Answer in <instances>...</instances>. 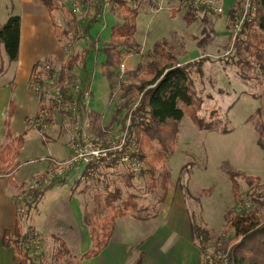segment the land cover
I'll list each match as a JSON object with an SVG mask.
<instances>
[{
	"label": "rangeland",
	"instance_id": "1",
	"mask_svg": "<svg viewBox=\"0 0 264 264\" xmlns=\"http://www.w3.org/2000/svg\"><path fill=\"white\" fill-rule=\"evenodd\" d=\"M95 1L97 0H87V3L82 5L78 0H54L58 7L55 11L57 24L67 30L74 25V21L75 23L79 21L81 28L69 32V37L75 35L77 39L70 49L68 46V50L64 51L62 44L58 42L62 49L58 55L49 58L44 55L38 61L50 59L52 65L59 69L71 56L83 52L87 40L82 37V31L89 21L96 17ZM211 1L212 7L210 9L205 7L204 11L193 7L200 5L196 2H193V6L188 9V0H140L136 34L129 41L130 48L123 49L120 62L111 65L110 69L113 71L110 78L101 71L100 67L105 57L104 48L110 42L111 28L120 25L122 19L118 11L109 6L107 0L102 1L103 14L90 29L92 37L96 40L95 50L87 57L84 69L75 64L70 80L72 86L68 94L64 95L66 98L69 96L75 99L77 92L74 87L78 92L89 89V99L83 101L84 106L90 105L93 110L100 111L106 103H109L113 118L107 121V124L102 122L101 125L98 122L101 125L99 129L89 130L90 120L83 119L80 123L81 120L75 118V122L72 123L67 115L62 117L56 112V116L59 114L62 117L61 120L59 119L62 131L56 129L55 122L40 123L42 135H45V138L66 135L67 145L77 140L79 134L86 135L98 144H105L126 130L128 135L123 133L126 139H132L134 135L129 133L140 132L141 127L138 114H134L140 95L136 87L151 78L148 74L151 63L154 61L161 63L166 60L157 54L159 51L168 53L178 64L189 61L193 63L191 77L195 97L200 104L198 114L206 122V126L195 124L191 117L185 114L178 125L175 151L165 161V167L161 166L160 162H156L159 167L158 173L155 172L152 177L148 174L138 175V172L130 177L127 168L118 163H112L108 167H98L96 175L88 180L86 186L84 179L77 178L80 175L79 170L67 173L70 174L67 177L69 182L76 183L67 187L73 196L77 197L84 215L88 212L87 215L91 216L90 212L96 209L100 216H104L95 197L101 194L99 199L102 202L104 194L115 188L120 189L121 199L131 194L141 204L153 203L158 199L160 190L157 189V192L152 193L147 183L155 176L157 178L154 179H159L164 171L170 174L169 198L172 193L173 203L178 202L181 205L188 222L194 218L199 226L209 232L211 237L209 249L221 247L226 242L229 243L227 248L237 243L238 240L234 241L232 238L233 231L227 229L229 211L237 214L250 209L264 211L256 201L250 199L257 197L258 193L264 198V74L258 69L257 57L245 52L240 58L235 51L236 39H244V35L240 33L242 23L247 18L251 20L256 11L252 8L251 14H249L250 10L245 12L247 0H242L238 6L236 0ZM38 5L41 4L33 0L32 7ZM14 6L15 0H0V26L6 22L8 16L17 15L12 11ZM71 8L76 13L74 21L69 13ZM216 8H222V11L219 12ZM231 8L235 10L234 21L230 14L228 16V9ZM236 24L239 25V29H235ZM6 59L3 47L0 45L2 62L0 87L6 85L9 78V74L5 75L4 67L8 63ZM92 82L94 97L91 100ZM31 91L38 101L40 98L38 92L36 94ZM42 92L41 90L39 93ZM51 95L52 91L44 90L42 98L45 105L50 104ZM62 106L65 111L74 112L75 108L71 103L63 102ZM46 118L42 116L41 120ZM50 129L55 131L48 133ZM145 133L148 144L153 147L152 150L160 151L157 129L147 128ZM5 141L6 139L0 141V146ZM152 150L147 145L146 155L152 156ZM55 161L50 160V165ZM141 164L140 162V167L143 169L144 166ZM231 172L239 174L236 180L241 198L238 200L232 194L229 179ZM242 174L252 177L253 180L248 183ZM67 178L62 180L65 181ZM16 196L17 191L14 190L15 201ZM15 203L17 213H23L21 200ZM40 212L33 218L40 219ZM23 216L21 214V219H24ZM23 225H27L24 224V220ZM32 235L34 255L42 256L44 264H72L68 258L58 261L53 257L56 243L51 235L36 230ZM90 246L91 242L88 248ZM198 251V264H203V255L200 249ZM4 258L5 254H3ZM252 261L254 262V259Z\"/></svg>",
	"mask_w": 264,
	"mask_h": 264
},
{
	"label": "trees",
	"instance_id": "2",
	"mask_svg": "<svg viewBox=\"0 0 264 264\" xmlns=\"http://www.w3.org/2000/svg\"><path fill=\"white\" fill-rule=\"evenodd\" d=\"M34 1L47 8L57 41L62 44L64 51L68 50V46L70 49L77 39H75V35L74 37L73 35L69 37V32L72 33L74 30L81 28L80 22L77 21L75 23L74 21L76 16L74 9H69L74 25L65 30L56 22L55 11L58 7L54 3V0ZM78 1L79 4L82 5L87 3V0ZM102 1L103 0L95 1L94 10L96 17L92 18L82 31V37L87 40V45L84 47L81 54L79 53L71 56L59 69L52 65L50 59H44L34 63L29 76L28 86L31 90L36 92V94L37 91H35V86L38 83L42 84L44 81L55 75V84L61 83L63 80L71 83L70 80L72 79V72L74 71L75 64L80 65L82 69L86 67L87 57L91 51L95 50L96 43V40L90 33V29L94 23L98 21L100 15L103 14ZM139 1L140 0H107L109 6L114 10L116 9L119 17L122 19L120 25L111 28L110 42H108V46L104 48L105 57L100 68L103 73H106L108 78L112 76L113 70L110 69L112 68L111 65H116L120 62L123 49L128 50L130 48L129 41L136 34V20L139 16ZM238 1H240V3H238ZM241 1L242 0H236V6L241 4ZM193 2H195V0H188V9L193 6ZM193 7L197 8V10L200 9L205 11L206 9L205 6L201 4L197 7ZM252 8L255 9L256 13H254V17L252 16L253 18H251V20H248L247 18L242 23L240 33L244 35V39H236L235 51L240 58L244 56L245 52L248 55H254L257 57L256 62L258 63V69L264 74V0H251L248 8V10H250L249 14H251ZM234 11L233 8L228 9V16L230 14L233 21L235 20L233 15ZM19 42L20 16L15 14L10 15L6 22L0 26V45H2L3 52L9 63L17 60ZM157 54L163 56L166 60L161 63L156 61L151 63L149 65L150 71L148 72V74L151 75V78L136 87L140 95L138 97V105L136 109H134V114H138V117L141 120V127L139 126L140 132L129 133V135H134L132 136L137 144V156L141 159L144 165V168L138 171V175L143 176L148 174L151 177L155 172L158 173L159 167L156 165V162H160L161 166L165 167V161L175 151L176 140L178 137V125L185 114L189 115L195 124L206 126V122L198 114L200 104L195 97L193 79L191 77L193 63L189 61L178 64V62L173 61V57L168 53L164 54L163 51H159ZM1 65L2 62L0 60V72L2 70ZM46 66L49 68L46 69ZM46 88L49 89V87ZM47 89L43 88L42 94H44V90ZM129 90L131 91V88H129ZM68 92V89H66L64 94L66 93L65 95H67ZM42 94L38 91L40 98H38L37 101V113L31 119L26 120V130L36 128L41 132L40 121L44 124L47 122H53L56 112L62 117L67 115V117L73 121L72 123L75 122V118L81 120L80 123L82 122L83 112L85 110L83 98L81 97L82 91L77 92L75 99H72V97L69 96L66 98L64 94L63 99L60 101L50 98L49 105H45L43 102ZM63 102L71 103L73 108H75L74 112L71 110L65 111L62 106ZM12 108L13 107L10 108L9 114L12 113ZM40 112L44 117H47L45 120H41V117L39 116ZM147 128L157 129L158 141L161 145L160 151L152 150V145L148 144L149 141L147 140V134L145 133ZM7 129L9 139L0 146V179L6 176L10 185L18 190L16 197L20 198L21 203L23 202L22 209H24L22 211L23 213H17L13 229H5L3 231L1 242L3 246L13 249V258L18 264H44V258H42V256L34 255V236L32 233H34L35 230L32 226H22V222L27 219L30 210L43 192L51 187L54 182L61 181L70 174L67 175L66 173L63 177L47 180L46 169L42 174L37 175L43 183L41 186L31 190H28L23 186L18 187L12 180V172L16 167L15 159L23 145L24 133L12 137L9 128ZM147 145H149L152 150L153 155L150 157L146 155L145 148ZM100 166L108 167L109 165L101 163L97 164V171ZM127 173L130 177L135 174L131 171H128ZM98 174H100V171ZM237 175L239 174L233 172L229 175L232 194L236 200L241 198L238 181L236 180ZM169 177V172L164 171L159 179H154L157 178V176H155L152 181L147 183L151 188L152 193L157 192V189L160 190L158 199L151 204H141L138 199L131 194H128L121 199V191L118 188L106 192L103 196L102 202L99 199L101 194H97L95 200L105 215L100 216L96 209H93L90 212L91 216L87 215L88 212L84 215L85 223L88 226L91 246L83 253L74 255L62 238L51 235L56 243V251L53 253V257L58 261H63L64 258H68L71 260L72 264H82L83 260L96 257L108 245L117 218L125 215H130L137 220H146L155 217L158 213L160 203L163 202L167 194ZM243 177L247 179L248 183L253 180L252 177L247 175H243ZM89 179H85L84 182H87ZM253 188L255 191L259 192L256 187ZM251 198L256 201L261 208H264V198L261 193H258L257 197H250V199ZM19 208L21 209V207ZM18 212L20 211L18 210ZM21 214L24 215V219H21ZM228 214L229 219L227 229L233 231L232 238L234 241L238 240L237 243L227 248L229 243L226 242L223 243L221 247L209 249L211 242L209 232L199 226L193 218L190 222V235L193 245L200 249L202 255L207 251L213 254H225L226 261H220L217 264H264V211L260 212L258 209H250L243 211L240 214L229 211ZM253 259L254 262L252 261ZM142 260L143 253H140L133 264H142Z\"/></svg>",
	"mask_w": 264,
	"mask_h": 264
},
{
	"label": "crops",
	"instance_id": "3",
	"mask_svg": "<svg viewBox=\"0 0 264 264\" xmlns=\"http://www.w3.org/2000/svg\"><path fill=\"white\" fill-rule=\"evenodd\" d=\"M32 3L33 0H15L12 11L20 16L18 57L11 66L7 61L4 68L5 75L9 74V78L6 85L0 87V141H8L7 128L12 137L24 133L23 145L12 172V180L18 187L24 188H27L32 177L42 174L50 167V160L61 161L70 154L65 141L66 135L45 138L35 128L26 130V120L37 113V98L27 82L31 69L44 55L49 58L62 51L47 8L43 5L32 7ZM90 91L92 100L93 82ZM11 107L12 113L9 114ZM84 108L82 120H90L89 130L99 129L103 123L107 124L113 118L109 103L100 111L93 110L90 105ZM59 119L62 117L57 114L53 124L57 123L56 129L62 131ZM53 131L55 129H50L48 133ZM68 179L54 182L47 188L24 223L43 234L62 238L73 254L79 255L85 251L83 249H88L91 240L88 226L84 222V211L77 197L68 188L76 183L69 182ZM14 190L18 191L10 185L8 178L0 179V264H18L13 258V249L3 246L1 242L3 231L12 230L15 225V202L18 201L13 198ZM173 198L172 193L169 198L168 189L153 218L137 220L130 215L117 218L108 245L96 257L83 260L82 264H132L140 253H143L142 264H198L199 251L191 241L190 221L188 222L181 205L173 203ZM39 211L40 219H34L33 216Z\"/></svg>",
	"mask_w": 264,
	"mask_h": 264
},
{
	"label": "built area",
	"instance_id": "4",
	"mask_svg": "<svg viewBox=\"0 0 264 264\" xmlns=\"http://www.w3.org/2000/svg\"><path fill=\"white\" fill-rule=\"evenodd\" d=\"M196 3L204 5L208 9L212 7L211 0H195ZM250 0H247L245 12L248 10ZM217 11L221 12L222 8H216ZM215 9V10H216ZM235 29H239V25H235ZM49 67L46 66V69ZM56 75L47 79L42 84H37L35 91H41L43 88L48 91H52V99L60 101L63 99V94L66 89L71 88V83H68L66 80H63L61 83L55 84ZM46 86V87H44ZM42 88V89H41ZM76 92L78 89L74 87ZM41 89V90H40ZM75 92V93H76ZM89 89L82 91L83 101L89 99L88 97ZM44 117L43 114L40 117ZM41 124H44L40 121ZM80 131V130H79ZM122 134L116 135L113 139L108 140L105 144H98L93 142L90 138L83 134V136H78L77 140L73 141L72 144H69L70 149L69 156L61 161H55L50 167L46 170V179L52 180L63 177L66 173H71L72 170H79L80 175L77 178L80 179H89L96 175L97 164H108L118 163L127 168L128 171L133 173L138 172L142 169L140 167V162L143 165L141 159L137 156V144L134 138L128 140L126 135L127 131L124 130ZM125 133V134H123ZM144 166V165H143ZM140 167V168H139ZM43 184L39 177L34 176L31 178L28 190L35 189ZM17 201H20V198H16ZM23 203V202H22ZM35 242V241H34ZM204 263L203 264H217L220 261H226V255L221 253H209L208 251L203 255Z\"/></svg>",
	"mask_w": 264,
	"mask_h": 264
}]
</instances>
